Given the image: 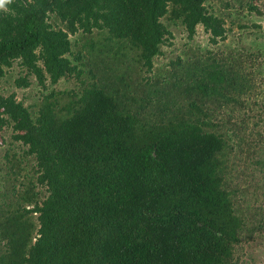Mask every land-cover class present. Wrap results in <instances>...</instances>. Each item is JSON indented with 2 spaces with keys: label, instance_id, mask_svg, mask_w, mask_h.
I'll return each mask as SVG.
<instances>
[{
  "label": "trees",
  "instance_id": "1",
  "mask_svg": "<svg viewBox=\"0 0 264 264\" xmlns=\"http://www.w3.org/2000/svg\"><path fill=\"white\" fill-rule=\"evenodd\" d=\"M244 1L7 0L0 80L18 63L15 85L48 93L32 110L0 92V125L16 123L26 146L0 169V264H245L238 248L264 237V119L252 114L264 48L219 46L236 28L264 37L237 7L264 11ZM199 26L210 46L183 50L178 83L155 98L86 76L71 38L106 32L150 72L175 30L194 40Z\"/></svg>",
  "mask_w": 264,
  "mask_h": 264
},
{
  "label": "rangeland",
  "instance_id": "2",
  "mask_svg": "<svg viewBox=\"0 0 264 264\" xmlns=\"http://www.w3.org/2000/svg\"><path fill=\"white\" fill-rule=\"evenodd\" d=\"M222 1L223 0H210V3L214 5L216 9H220ZM247 1L249 2L251 0H245L244 2L247 3ZM252 2L264 11V0H252ZM237 9L240 13L239 17L243 23L252 24L253 22H256L262 24L264 28V15H260L257 12L250 13L249 10H247V7L245 9L237 7ZM250 31L251 29L246 30L245 32L251 33ZM253 31H255L254 34L241 35L242 31L236 28L234 36L231 34L229 38L225 42L220 43L219 46L221 47L224 43H227L234 48L239 45L237 43L238 39H242L245 45L250 46L252 44L254 47L258 48L263 45L264 48L263 35L256 32L254 29ZM174 34L175 37L171 40L172 44L167 43L162 47L163 54L158 55L154 59V68L150 72L140 62L139 57L136 56V52L130 50L127 45L125 49H123L122 47L125 44L119 40H108L106 37L109 35L106 32L100 33L95 31L92 35L86 36L80 34L71 36V38L73 41L78 42L74 49L83 50L87 55V60L91 63L89 67L85 68L87 71L86 76L89 77V69L92 68L97 74L96 80L99 78V81L101 79L102 83H107L110 87H121L124 85L122 82V78L124 77V79L129 81L128 83L132 85L131 91L133 94L138 93V95H143L147 98H155L154 95L157 96L161 91L171 95L174 83H178V79L172 75L175 69L173 62H175L178 56L183 53V50L191 53L189 50L192 47L196 50L198 49L197 46H210L209 34L205 32L202 26H199L194 40H190L187 37V33H185L183 28H178L174 31ZM91 43H94L92 47L90 46ZM122 53L125 55L122 56ZM182 57L184 58L185 56ZM184 59H186V57ZM255 63L264 68V55L256 59ZM21 74V69L18 63H16L11 69H9L6 78L0 80V92L5 95L15 92L20 101L22 100L26 106L35 110L41 105L43 95H45L44 93H48V89H44L33 78L30 87H17L15 82ZM90 78L92 79V76H90ZM256 81L258 82V87L257 90L253 92L252 99L254 101H259V105H257L252 114L264 119V111L260 108L264 103V74L263 77L258 78ZM78 83L79 82L75 79L68 81L62 80L58 85L52 88L57 89V91L66 92L72 90ZM134 88L136 89L134 90ZM157 90L159 91L158 94H156ZM66 96L67 95H64V98H66ZM161 97L162 98L158 100V102L161 100L165 102L166 95H161ZM142 103L145 104L147 101H143ZM158 113L160 112L158 111ZM15 125L16 123L13 122L10 126L0 125V169L5 166V155L7 151L14 152L17 150L21 155L23 148H26L21 142L14 139V135L22 133V131L19 132L14 128ZM260 129L264 131V122L261 123ZM27 163H30V165L25 166V171L30 170L31 173V167L34 162L29 160ZM3 184L4 183L0 181V186ZM261 234L262 233H259L258 235L256 233L254 235V240L247 235L244 239L246 240L248 237L251 240L238 248L239 255L242 256L241 259L245 264H264V237H262Z\"/></svg>",
  "mask_w": 264,
  "mask_h": 264
},
{
  "label": "clouds",
  "instance_id": "3",
  "mask_svg": "<svg viewBox=\"0 0 264 264\" xmlns=\"http://www.w3.org/2000/svg\"><path fill=\"white\" fill-rule=\"evenodd\" d=\"M7 0H0V8H3Z\"/></svg>",
  "mask_w": 264,
  "mask_h": 264
}]
</instances>
